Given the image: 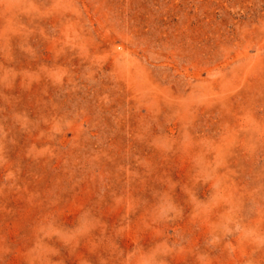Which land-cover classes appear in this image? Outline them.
<instances>
[{"label": "rangeland", "instance_id": "rangeland-1", "mask_svg": "<svg viewBox=\"0 0 264 264\" xmlns=\"http://www.w3.org/2000/svg\"><path fill=\"white\" fill-rule=\"evenodd\" d=\"M0 264H264V0H0Z\"/></svg>", "mask_w": 264, "mask_h": 264}]
</instances>
